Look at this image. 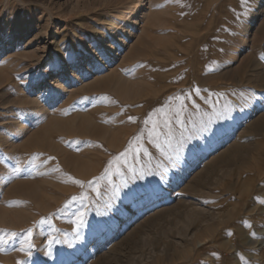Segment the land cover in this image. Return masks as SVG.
Listing matches in <instances>:
<instances>
[{
    "label": "rangeland",
    "instance_id": "374dc122",
    "mask_svg": "<svg viewBox=\"0 0 264 264\" xmlns=\"http://www.w3.org/2000/svg\"><path fill=\"white\" fill-rule=\"evenodd\" d=\"M0 240V264H264V0H0Z\"/></svg>",
    "mask_w": 264,
    "mask_h": 264
},
{
    "label": "snow or ice",
    "instance_id": "6c2138e0",
    "mask_svg": "<svg viewBox=\"0 0 264 264\" xmlns=\"http://www.w3.org/2000/svg\"><path fill=\"white\" fill-rule=\"evenodd\" d=\"M197 95H199V91L197 90ZM177 100L180 101V107L173 113V118L175 120V124L178 125V126H182L184 124V119H183V115H184V112H185V105H184V102H183V99L181 97H177L176 98ZM193 107H196V105L194 104ZM151 121V117H149V121H145V123H149ZM181 135H183V133H181ZM161 137H163V141L161 142ZM149 142L152 143L154 145V147H156L158 150H160L162 153H164V149L165 148H171L172 147V144H173V140L175 139V135H174V132L172 131V119H164L163 121H161L160 123L158 124H154L153 125V128H152V131L149 132ZM140 138L137 137V140H139ZM182 146V145H181ZM130 151H134V160L139 163V157L141 155V153H143V155L145 157H147L149 155V153L144 150V148L140 145H137L135 147V149H132L131 146H130ZM124 158H125V162H124V165H122L123 167H126L127 168V171L132 173L134 176L137 175V170L134 166L132 167H129L127 166V161H126V157H127V153H122L121 154ZM119 159L120 158H117V160L113 163L115 164H119ZM113 163H109V166L108 168L105 170V176H102L100 177V180H105L106 177H110V176H113V175H125L124 172H121L120 171V168L118 167L116 169L115 172L112 171V168H113ZM16 171L19 172L20 169L17 167L16 168ZM149 171H151V169H149ZM140 174H143V169H141V173ZM153 175H155V173H153ZM161 175L163 176V173H161ZM108 186H112V180L109 178L108 179ZM79 183V182H77ZM124 185H127L128 181L127 179H125L123 181ZM81 187H83V185H81ZM92 190L95 191L97 193V196L99 197L100 195V192H99V183L97 182L96 184L92 185ZM144 193L147 195L149 194V190L148 189H143ZM73 199L75 200L76 198L73 197ZM85 213L84 212H79L77 213V216H76V220L73 222L76 226H77V229H79L80 227L83 226V223H84V220H83V217H84ZM78 234V233H77ZM32 236V231L29 230L28 231V234H27V247L29 249H31V247L33 246L32 243H31V238ZM7 241L6 240H0V243H6ZM19 251L21 252H24L25 251V248L23 246V244L21 245ZM26 255L30 256L31 253L30 252H27ZM17 264H28V261H24V262H17Z\"/></svg>",
    "mask_w": 264,
    "mask_h": 264
},
{
    "label": "bare ground",
    "instance_id": "6f19581e",
    "mask_svg": "<svg viewBox=\"0 0 264 264\" xmlns=\"http://www.w3.org/2000/svg\"><path fill=\"white\" fill-rule=\"evenodd\" d=\"M126 15V14H125ZM126 17H127V15H126ZM128 19V17L127 18H125V16H124V19H122V21H121V23L124 25L121 29H120V31H119V33H118V36H116V37H114V45L112 46V48L113 47H117V45H115V44H117V43H119L120 42V36L121 35H124L126 32V28L128 27V25L130 24V20H127ZM112 26H113V24H112ZM111 28V27H110ZM115 28H116V26H115ZM120 28V27H119ZM103 39V38H102ZM112 40V39H111ZM110 44V43H109ZM103 46H105V48H108V49H112L111 47H108V46H106V44L105 45H103ZM103 50V49H102ZM96 57V56H95ZM88 72H90V71H88ZM76 76V75H75ZM74 78V77H73ZM76 78V77H75ZM77 79V78H76Z\"/></svg>",
    "mask_w": 264,
    "mask_h": 264
}]
</instances>
